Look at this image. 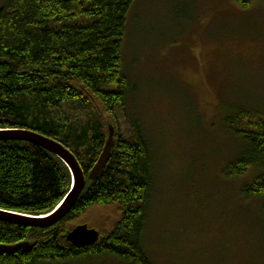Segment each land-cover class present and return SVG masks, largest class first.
<instances>
[{
	"label": "trees",
	"instance_id": "obj_1",
	"mask_svg": "<svg viewBox=\"0 0 264 264\" xmlns=\"http://www.w3.org/2000/svg\"><path fill=\"white\" fill-rule=\"evenodd\" d=\"M137 1L5 0L0 6V130H26L62 144L86 177L76 205L54 227L0 222V246H32L0 256V264H85L104 258L154 264L144 248L154 154L142 122L129 116L134 83L124 62L128 16ZM235 1L249 9L255 0ZM107 116L118 127L115 146L105 170L91 181L110 136ZM225 125L242 146L225 175L239 180L253 173L243 193L264 207V118L239 110ZM71 188L68 169L49 152L29 143L0 142V210L43 217ZM106 204L119 208L117 222L95 245L70 244L66 237L75 220Z\"/></svg>",
	"mask_w": 264,
	"mask_h": 264
},
{
	"label": "rangeland",
	"instance_id": "obj_2",
	"mask_svg": "<svg viewBox=\"0 0 264 264\" xmlns=\"http://www.w3.org/2000/svg\"><path fill=\"white\" fill-rule=\"evenodd\" d=\"M124 62L134 83L128 113L142 122L154 154L144 234L151 260L264 264L263 203L243 193L254 174L225 175L242 149L226 118L239 110L264 118V0L249 9L235 0H138L128 16ZM119 215L114 205H98L73 229L101 235Z\"/></svg>",
	"mask_w": 264,
	"mask_h": 264
},
{
	"label": "water",
	"instance_id": "obj_3",
	"mask_svg": "<svg viewBox=\"0 0 264 264\" xmlns=\"http://www.w3.org/2000/svg\"><path fill=\"white\" fill-rule=\"evenodd\" d=\"M109 129V140L104 152L89 176L91 181H96L100 177L111 159L112 151L115 146V131L112 127ZM7 141L33 144L49 152L61 161L68 169L72 179V188L62 203L49 215L43 217H31L0 210V222L24 228H36L42 230L54 227L69 215L86 188V177L78 160L73 153L62 144L26 130H0V142ZM100 237V234L96 230H90L88 226H79L69 232L66 238L73 246L77 248H86L97 244ZM31 249L32 246L28 243L13 247L0 246V256H13L19 252H28Z\"/></svg>",
	"mask_w": 264,
	"mask_h": 264
}]
</instances>
